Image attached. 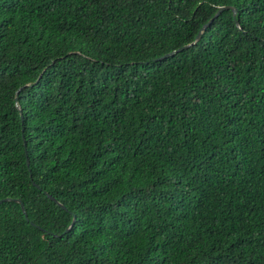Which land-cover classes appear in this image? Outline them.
<instances>
[{"label": "trees", "instance_id": "1", "mask_svg": "<svg viewBox=\"0 0 264 264\" xmlns=\"http://www.w3.org/2000/svg\"><path fill=\"white\" fill-rule=\"evenodd\" d=\"M3 198L0 264H264V0H0Z\"/></svg>", "mask_w": 264, "mask_h": 264}, {"label": "water", "instance_id": "2", "mask_svg": "<svg viewBox=\"0 0 264 264\" xmlns=\"http://www.w3.org/2000/svg\"><path fill=\"white\" fill-rule=\"evenodd\" d=\"M226 9H230V10L232 11V16L234 15V13H235V8H234V7H231V6H219V7H217L216 10H215V12L213 13V15H212V16H211V17H210L205 23H203V24L200 26V28L198 29L197 33L195 34L194 39H193L192 42H190V43H188V44H185V45H183V46H181V47H179V48H177V49H174V50H172V51H170V52H168V53H165V54H163L162 56L155 58V60H161V59L167 58V57H169V56H171V55H173V54H175V53L181 51L182 49L188 47L189 45L193 44L195 41L198 40V38H199L200 34L202 33V31H203V30H204V29H205V28H206V27L212 22V20H213L214 18H216V17L221 13V11L226 10ZM236 24H237V23H236ZM19 89H20V88H18V89L15 91V94L18 93ZM15 106L18 108V105H17V104H15ZM19 118H20V120L22 119V116H21L20 111H19ZM26 162H27V161H26ZM47 196H48L49 199H51L53 202H55L59 207L64 208L60 203H58V202H57L55 199H53L51 196H49V195H47ZM5 200H9V198H3V199H0V203L3 202V201H5ZM14 201L19 203V205H20V207H21V210H22V212L24 213V209H23V206H22L21 202H20L19 200H17V199H14ZM72 222H73V218H72L71 223L67 226V228H66L65 230H67V229L71 226Z\"/></svg>", "mask_w": 264, "mask_h": 264}]
</instances>
